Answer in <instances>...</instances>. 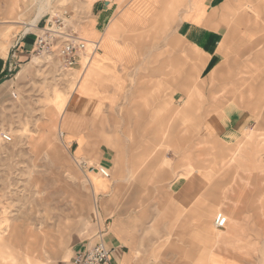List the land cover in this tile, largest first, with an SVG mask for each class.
<instances>
[{
  "label": "rangeland",
  "instance_id": "rangeland-1",
  "mask_svg": "<svg viewBox=\"0 0 264 264\" xmlns=\"http://www.w3.org/2000/svg\"><path fill=\"white\" fill-rule=\"evenodd\" d=\"M36 1L19 0L14 19L0 3V32L10 29L11 48V67L0 75V264H63L81 231L79 220L95 211L90 186L107 189L108 179L119 215L134 213L140 228L136 264H203L211 246L226 257L224 264H264V0H227V32L212 69L174 62L165 40L163 70L132 78L117 108L81 102L62 136L58 109L78 86L83 94L84 56L93 47L80 68L34 52L17 66L12 46L34 23ZM60 4L44 18L66 11L79 32L91 1ZM84 38L92 41V32ZM250 76L257 79L252 83ZM233 104L252 119L239 134L230 132L223 116ZM141 106L154 116L131 117ZM70 133L84 139L81 157L76 143L67 146ZM3 134L12 140L4 142ZM103 157L110 166L100 164ZM187 159L198 170L200 192L183 204L169 186ZM217 213L227 218L223 230L215 227ZM224 231L237 235L212 245L211 236Z\"/></svg>",
  "mask_w": 264,
  "mask_h": 264
},
{
  "label": "crops",
  "instance_id": "crops-1",
  "mask_svg": "<svg viewBox=\"0 0 264 264\" xmlns=\"http://www.w3.org/2000/svg\"><path fill=\"white\" fill-rule=\"evenodd\" d=\"M42 1L35 2L36 12ZM46 1H48L46 4L48 7H60V1L63 0ZM90 1V13L83 20L78 34L84 38L85 31L92 32L93 39L90 43L97 45V49L87 57L89 67L83 69V72L86 71L82 78L85 90L76 106L83 102L96 107L117 108L124 100L132 78H142L141 71L156 70L159 72L164 69L165 40L169 45L167 50L171 51L168 53L172 54L173 61L183 62L189 67L192 66L190 68L193 69L199 66V69L210 70L221 56L220 48L224 43L227 32L225 24L229 17L227 0ZM1 2L6 5L3 10L5 14L14 19V16L19 13V0H0ZM46 15L32 28L36 32L24 33L28 26L25 25L24 35L17 37L12 46V49L16 50L13 56L17 66H21V63L27 61L29 54L34 52L38 27ZM9 36L10 29L0 32V75L6 73L8 67H11L8 63L11 53ZM60 50V47L55 49L57 57ZM82 59L83 57L78 60L77 68L81 67ZM202 63L203 66H201ZM242 69L243 72L240 71L239 74L244 73L246 67ZM219 70L223 69L215 71ZM21 73L22 71L18 72L16 77H19ZM250 79L253 83L257 77L250 76ZM260 86L264 96V83ZM254 89V86H249L251 92ZM151 101L159 102L158 98ZM140 108L141 110L136 111L137 114L131 117L150 118L154 116L152 111L144 110L142 106ZM72 111L73 108L69 105L63 117L64 122L66 119L68 122ZM223 116L227 127L233 134H239L247 129L252 121L250 114L236 104L226 106ZM64 138H66L67 146L72 143L78 145L76 153L80 152L79 157H81L83 137L70 133ZM110 162L111 160L103 157L100 164L110 166ZM91 174L94 173L90 172L87 177ZM196 175H198V170L193 162L187 159L186 168L171 182L169 193L174 194L181 203L189 204L195 198V194L200 192ZM108 180L107 189L104 185L96 186V188L90 186L95 211L92 214L90 208L89 218L79 220L78 226L81 231L75 236L72 251L66 254L63 264H72L80 253L98 242H102L111 251L110 264H136L140 246V228L138 224H135L134 213L126 212L124 217L119 215L121 213L118 212L116 206L117 191L112 181ZM97 198L100 199L99 207H97Z\"/></svg>",
  "mask_w": 264,
  "mask_h": 264
},
{
  "label": "built area",
  "instance_id": "built-area-1",
  "mask_svg": "<svg viewBox=\"0 0 264 264\" xmlns=\"http://www.w3.org/2000/svg\"><path fill=\"white\" fill-rule=\"evenodd\" d=\"M87 45V41L72 27L70 14L66 11H54L49 14L47 19H44V24L38 27L34 53L38 57L54 56L55 49L60 47L58 57L65 68L72 69L85 55ZM92 46L93 53L97 49V45L92 44ZM2 139L4 142L12 140L6 134H3ZM99 173L104 178L110 177L105 168L101 167ZM226 224L227 218L221 213L218 214L215 218V227L224 229ZM110 257L111 251L102 242H98L80 253L72 264H110Z\"/></svg>",
  "mask_w": 264,
  "mask_h": 264
},
{
  "label": "bare ground",
  "instance_id": "bare-ground-1",
  "mask_svg": "<svg viewBox=\"0 0 264 264\" xmlns=\"http://www.w3.org/2000/svg\"><path fill=\"white\" fill-rule=\"evenodd\" d=\"M47 2L48 1H46V0H43L42 1V3H41V5L38 7V9H37V17L35 18V21H34V23L32 24V25H28L26 28H25V30H24V33H27L28 31H30L34 26H35V24L46 14V12H47V10H48V6L46 5L47 4ZM36 28V27H35ZM85 39V38H84ZM86 41H87V43H88V45H87V47L89 48L90 46H92V44L90 43L91 41L90 40H87V39H85ZM86 54V53H85ZM55 56H57V54L55 53ZM84 58H85V63H86V69L89 67V65H88V63H89V61H87V56H84ZM88 65V66H87ZM79 81V80H78ZM79 85V84H78ZM81 95H82V89H80V87L78 86V88H76L73 92H72V95L70 96V98L68 99V101H63L62 102V104H61V106L59 107V115H60V117H61V119H60V122H59V129H60V136H62V134H63V129L66 127V124H67V119L65 120V122H64V120H63V117H64V114H65V112H66V110H67V107L69 106V105H71V108H74L75 106H76V104H77V102H78V100H79V98L81 97ZM66 106V107H65ZM57 114H58V112H57ZM62 131V132H61ZM102 176V175H101ZM103 177V176H102ZM104 178V177H103ZM107 179V178H106ZM218 214H220V213H217V214H215V217H214V220H215V218H216V216L218 215ZM226 216H228V215H226ZM229 217V216H228ZM208 223H205L204 224V227L205 228H207L208 227ZM214 226V225H213ZM226 227V226H225ZM237 234H231V233H228V232H226V231H224L223 233L222 232H215L214 234H213V236H211V241H212V245H216V244H218L219 242H225V241H227V240H230V239H234L233 237H235ZM226 257H224V256H222V255H220V254H218V253H215V252H213L212 251V246H211V252H210V256L208 257V258H204L203 260H202V262H203V264H224V259H225ZM229 261V263H231V264H239V263H237L236 261L235 262H233L231 259H228ZM11 264H15V262L14 263H11Z\"/></svg>",
  "mask_w": 264,
  "mask_h": 264
}]
</instances>
